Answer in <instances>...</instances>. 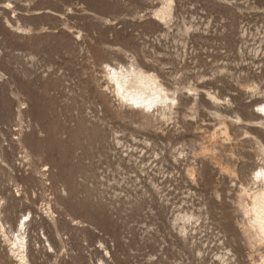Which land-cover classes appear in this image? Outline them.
<instances>
[{
    "label": "rangeland",
    "instance_id": "374dc122",
    "mask_svg": "<svg viewBox=\"0 0 264 264\" xmlns=\"http://www.w3.org/2000/svg\"><path fill=\"white\" fill-rule=\"evenodd\" d=\"M109 63L176 100L128 105ZM261 101L264 0H0V207L33 264H264Z\"/></svg>",
    "mask_w": 264,
    "mask_h": 264
},
{
    "label": "bare ground",
    "instance_id": "6f19581e",
    "mask_svg": "<svg viewBox=\"0 0 264 264\" xmlns=\"http://www.w3.org/2000/svg\"><path fill=\"white\" fill-rule=\"evenodd\" d=\"M108 66L110 68L109 78L115 85L114 91L116 95L121 97L122 101H125L128 105L142 108L143 111L148 110V113L151 112L155 115L158 113L163 114L176 100L174 95L168 93L152 75L147 74L145 71L138 70L134 66L127 67L122 65L119 67L110 63ZM257 107L259 108L261 117H264V101L259 102ZM257 168L259 169L254 173L253 179L260 180L264 185V167ZM261 194L263 201L262 203H254L255 205H253L254 208H252L251 214L253 215V221L258 226L256 229L264 233V189ZM12 207V205L0 207V235L5 238L10 252L20 263L33 264L35 249L30 228L33 211L30 210V215H32L30 220L23 221L21 218L15 221L11 217ZM24 216L27 217V214ZM40 226L45 229L44 224L41 223ZM44 234L46 235L45 231ZM47 240L50 242V246L53 247L50 239L48 238Z\"/></svg>",
    "mask_w": 264,
    "mask_h": 264
}]
</instances>
